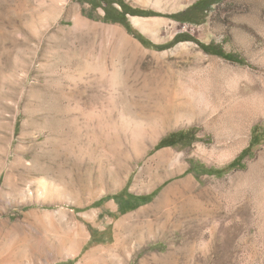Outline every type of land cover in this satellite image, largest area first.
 Returning <instances> with one entry per match:
<instances>
[{
	"label": "rangeland",
	"instance_id": "374dc122",
	"mask_svg": "<svg viewBox=\"0 0 264 264\" xmlns=\"http://www.w3.org/2000/svg\"><path fill=\"white\" fill-rule=\"evenodd\" d=\"M196 1L123 0L155 13L126 15L153 48L83 0H0V264L184 261L201 227L216 231L188 264H264V0H217L199 24L171 17ZM189 129L191 145L156 147ZM176 183L162 227L164 207L143 209ZM121 191L134 209L119 211ZM116 240L125 259L110 256Z\"/></svg>",
	"mask_w": 264,
	"mask_h": 264
},
{
	"label": "trees",
	"instance_id": "16d2710c",
	"mask_svg": "<svg viewBox=\"0 0 264 264\" xmlns=\"http://www.w3.org/2000/svg\"><path fill=\"white\" fill-rule=\"evenodd\" d=\"M84 2H88L92 5L93 8L96 7H102L104 10V15L102 17L103 21L106 22H119L122 25L125 26V28L133 34L135 38H137L143 45L147 47H153V48H161L160 45H154L152 44L147 38H145L141 33L135 31L132 29L130 23L127 21L126 15L129 14H139V15H154L155 13L151 11H144L137 8H131L127 6L123 0H83ZM217 0H197L190 6H188L186 9L177 12L175 14H172L171 17L180 21V22H189V23H195L199 24L202 19L205 16V13L207 9L215 3ZM114 3H117L121 10H118ZM190 39V36H183L182 34H177L174 37V41H183ZM198 46L206 53L213 54L216 56H219L225 60L237 62V63H243V59L234 54L225 52L222 48L215 44H205L201 42H196ZM196 140L192 130H180L178 132L172 133L166 138L162 139L156 147L162 146V145H170V146H188L191 145ZM247 149H244L237 158L233 160V162L229 165H235L237 160L242 159L245 156V152ZM197 171H200L202 173L206 174H215L220 173V169H212V168H205L204 166H197ZM192 171V168L190 169ZM115 201L119 205V211H129L135 208L136 204L134 203V198L130 193H127L126 191H121L113 196ZM103 200H100L98 203H100Z\"/></svg>",
	"mask_w": 264,
	"mask_h": 264
},
{
	"label": "bare ground",
	"instance_id": "6f19581e",
	"mask_svg": "<svg viewBox=\"0 0 264 264\" xmlns=\"http://www.w3.org/2000/svg\"><path fill=\"white\" fill-rule=\"evenodd\" d=\"M131 20L136 23V24H139V25H142V26H146L147 24H149V21H146L144 19H141V18H138V17H134L132 16L131 17ZM157 138L154 139L150 145L144 147V149L142 150V152L140 153L139 155V158L141 156H143L147 150L150 148V146L152 144H154L156 142ZM168 151L167 150H163V151H160L158 154H157V157L158 158H162V157H167L168 155ZM170 156V154H169ZM168 158V157H167ZM183 169L182 168H178L176 170H173V171H170V172H167L163 175H156L155 174V177H154V182L153 184L150 186V187H154L155 185H157L158 183L164 181L165 179L171 177V176H174V175H177L179 174ZM158 173V172H157ZM154 174V173H153ZM153 176V175H152ZM153 181V180H152ZM136 184V183H135ZM176 185H178L177 183L176 184H172L168 189H166L165 191H163L154 201V203L148 207H145L143 209L144 212H148V211H151L152 209H158V208H165V211L163 213V215L160 217L164 219V221L162 222V227L164 226V223H166L165 221H167L169 218H170V211H169V208L171 206V203L168 202V200L166 201H163L162 197L164 195H166L167 192L173 190L174 187H176ZM136 186V185H135ZM176 190V189H175ZM160 209V210H161ZM159 211V210H158ZM150 213V212H149ZM154 214V212H153ZM157 214V213H156ZM150 215V214H149ZM150 217V216H149ZM154 217V216H153ZM154 220V219H152ZM149 221V220H147ZM151 221V220H150ZM157 222V221H156ZM159 222V221H158ZM154 224V223H153ZM151 223V225H153ZM120 225V224H119ZM161 225V224H160ZM121 226V225H120ZM118 226V227H120ZM164 229V228H162ZM216 231V229L214 227H211L207 233L203 230V228H199L198 229V232H197V235L195 237H193L192 239H190L192 242H193V245H187V247L184 249V258L185 260L184 261H181L180 260V255H178L176 253V251L174 252H171V251H167L163 257L166 259V263L165 264H188L187 262V259L190 255H192V253H194L195 251L197 250H203L205 249V247L209 244V241H211L212 239V236L214 234V232ZM126 249H127V243L125 241H121V240H116V243L113 247H111V249H109V253H110V256L114 257L115 259L117 260H122V259H125V253H126Z\"/></svg>",
	"mask_w": 264,
	"mask_h": 264
}]
</instances>
